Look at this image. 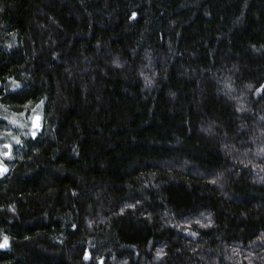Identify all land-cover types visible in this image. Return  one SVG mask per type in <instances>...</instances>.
<instances>
[{
    "label": "trees",
    "instance_id": "trees-1",
    "mask_svg": "<svg viewBox=\"0 0 264 264\" xmlns=\"http://www.w3.org/2000/svg\"><path fill=\"white\" fill-rule=\"evenodd\" d=\"M0 111V264H264V0H0Z\"/></svg>",
    "mask_w": 264,
    "mask_h": 264
},
{
    "label": "rangeland",
    "instance_id": "rangeland-1",
    "mask_svg": "<svg viewBox=\"0 0 264 264\" xmlns=\"http://www.w3.org/2000/svg\"><path fill=\"white\" fill-rule=\"evenodd\" d=\"M1 112V111H0ZM1 117L4 119V120H7L13 124H15L16 126H22L24 124H26L25 120L23 121V116L21 115H16V114H11L9 111H6L4 110L3 114H1ZM32 121H33V118H31V127H32ZM33 129V127H32ZM8 139V140H7ZM3 140V137L0 135V152L1 150L2 151V154L4 153V148H3V144L4 143H10L11 142V138L8 136V138H6L4 141Z\"/></svg>",
    "mask_w": 264,
    "mask_h": 264
},
{
    "label": "snow or ice",
    "instance_id": "snow-or-ice-1",
    "mask_svg": "<svg viewBox=\"0 0 264 264\" xmlns=\"http://www.w3.org/2000/svg\"><path fill=\"white\" fill-rule=\"evenodd\" d=\"M39 117H35L33 120V127L34 128H38L39 127ZM17 143H19V141H17ZM5 147H10V145H6ZM7 245V239L5 238L4 240V244H0V247H4Z\"/></svg>",
    "mask_w": 264,
    "mask_h": 264
},
{
    "label": "flooded vegetation",
    "instance_id": "flooded-vegetation-1",
    "mask_svg": "<svg viewBox=\"0 0 264 264\" xmlns=\"http://www.w3.org/2000/svg\"><path fill=\"white\" fill-rule=\"evenodd\" d=\"M10 146H11V145H10ZM10 149H11V147H10ZM10 149H5L3 155L0 156V165L5 166V163H4L3 159H4L5 157H8V156H6V153H8V152L10 153Z\"/></svg>",
    "mask_w": 264,
    "mask_h": 264
},
{
    "label": "water",
    "instance_id": "water-1",
    "mask_svg": "<svg viewBox=\"0 0 264 264\" xmlns=\"http://www.w3.org/2000/svg\"><path fill=\"white\" fill-rule=\"evenodd\" d=\"M35 117H39V116H35ZM35 117H34V118H35ZM34 118H33V120H34ZM39 123H40V119H39ZM32 125H33V122H32ZM6 145H10V144H8V143H4V144H3V147H5ZM5 148H10V147H5ZM9 155H10L9 152L6 153V156H9ZM4 170H5L4 166H3V165H0V171L3 172Z\"/></svg>",
    "mask_w": 264,
    "mask_h": 264
}]
</instances>
